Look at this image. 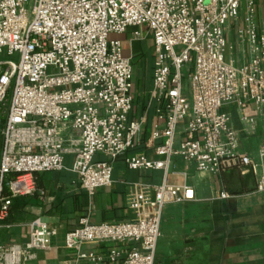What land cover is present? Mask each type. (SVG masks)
Instances as JSON below:
<instances>
[{"label":"built area","instance_id":"built-area-1","mask_svg":"<svg viewBox=\"0 0 264 264\" xmlns=\"http://www.w3.org/2000/svg\"><path fill=\"white\" fill-rule=\"evenodd\" d=\"M257 1L264 5L34 0L29 10V0H0V230L12 225L13 201L37 193L39 175L69 170L93 196L113 184L121 158L131 170H161L162 182L131 186L132 220L80 218L66 233L64 249L75 264H156L165 207L194 199L190 185L168 181L175 158L211 176L252 169L256 191L264 192V143L256 159L240 153V132L224 111L253 104L256 116L244 117L249 135L257 118L264 121V28L256 24ZM233 24L236 45L247 47L244 65L228 58ZM130 28L131 42L152 34L148 93L157 120L145 144L155 157L135 152L146 116H135L134 55L125 53L120 39ZM14 55L17 61L1 59ZM27 227L24 243H0V264H27L51 250L57 228L40 217Z\"/></svg>","mask_w":264,"mask_h":264},{"label":"crops","instance_id":"crops-1","mask_svg":"<svg viewBox=\"0 0 264 264\" xmlns=\"http://www.w3.org/2000/svg\"><path fill=\"white\" fill-rule=\"evenodd\" d=\"M257 3L256 24L261 30L264 28V5L260 1ZM231 29L228 58L244 65L248 61L247 47L236 45L234 24ZM134 30L131 29V34ZM131 34L127 31L120 36L126 54L133 52ZM147 41L153 51L152 40ZM152 64L153 60L147 67L146 78L135 86V116H146L143 142L135 152H143L148 157H155L145 141L157 120L155 103L148 93L152 88ZM224 111L230 114L233 127L240 132L239 152L256 159L264 143V121L257 118L253 135L244 131V117L256 116L255 106L250 104L240 111L237 106L228 105ZM71 163V157H67L68 168ZM113 180L110 187L98 189L90 196L80 188L76 175L69 170L39 175L37 193L13 201L8 220L12 225L0 230V243H24L28 238L27 223L40 217L57 228L58 234L52 240L50 251L40 253L37 260L27 264H75L74 256L65 251L64 243L66 233L78 227L79 219L88 217L94 223L132 220L131 186L134 183L158 185L163 180V172L131 170L120 158L113 171ZM168 181L190 185L194 199L165 207L156 264H264V192L256 191L252 169L242 174L234 167L219 176H211L198 173L193 162L175 158ZM223 193L227 197H222Z\"/></svg>","mask_w":264,"mask_h":264},{"label":"rangeland","instance_id":"rangeland-1","mask_svg":"<svg viewBox=\"0 0 264 264\" xmlns=\"http://www.w3.org/2000/svg\"><path fill=\"white\" fill-rule=\"evenodd\" d=\"M33 3H34V0H29L27 4V8L29 10H31ZM128 33L131 34V28L128 30ZM148 40H152V34L149 35ZM133 55H134V85L137 86V83L139 80L143 81L146 78V75L148 73L147 67L150 66L151 60H153V56H154V52L151 50V46L149 42L147 41V39L146 41L142 40V41L134 42ZM1 59L17 61L18 57L17 55L3 56L1 57ZM185 84L188 85L189 82L186 81Z\"/></svg>","mask_w":264,"mask_h":264}]
</instances>
